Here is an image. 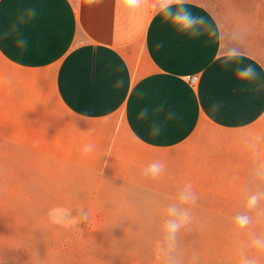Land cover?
Returning <instances> with one entry per match:
<instances>
[{
  "label": "crops",
  "instance_id": "0c3cea01",
  "mask_svg": "<svg viewBox=\"0 0 264 264\" xmlns=\"http://www.w3.org/2000/svg\"><path fill=\"white\" fill-rule=\"evenodd\" d=\"M187 8L205 18L195 36L150 5L0 0V163L39 192L117 195L149 225L187 211L199 264H264V0ZM154 161L164 171L146 177Z\"/></svg>",
  "mask_w": 264,
  "mask_h": 264
},
{
  "label": "rangeland",
  "instance_id": "374dc122",
  "mask_svg": "<svg viewBox=\"0 0 264 264\" xmlns=\"http://www.w3.org/2000/svg\"><path fill=\"white\" fill-rule=\"evenodd\" d=\"M202 1L217 15L229 5ZM5 165L0 163V264H199L198 242L187 240L182 228L172 244L165 226L118 209L117 195L98 194L91 202L88 195L39 192L23 185L27 179L7 177Z\"/></svg>",
  "mask_w": 264,
  "mask_h": 264
},
{
  "label": "clouds",
  "instance_id": "9594fccd",
  "mask_svg": "<svg viewBox=\"0 0 264 264\" xmlns=\"http://www.w3.org/2000/svg\"><path fill=\"white\" fill-rule=\"evenodd\" d=\"M191 0H116V5L118 8L123 7L129 11L137 10L142 7L149 6L154 14L160 15L163 20L173 26L176 30L184 33H188L192 36L196 35L195 29L205 23V18L193 14L188 8L187 5ZM36 15L35 9H28L21 17L18 18L17 23L24 22L25 18L31 19ZM12 31H15V26H13ZM8 33H5V38H7ZM27 41L20 39L17 41L18 47H24ZM232 55H236L239 49H230ZM237 78L239 79H249L255 76L254 68L249 65L245 68L239 69L236 72ZM122 81H117L116 86H122ZM146 111H142L139 114V118H144L146 116ZM161 132L160 125H154L151 129L152 136H158ZM91 147L85 149V151H90ZM164 171V165L161 162L154 161L151 165L144 169V175L146 177H156L159 176ZM182 199L186 200L187 197L182 195ZM257 203V198L252 197L249 201V207L254 206ZM170 216L175 217L177 214V209L175 206L169 208ZM190 217L187 211L180 213L179 220L169 219L166 222V238L167 240L175 244L176 236L183 224H186L189 221ZM237 222L241 227H244L248 220L245 217H238ZM259 248L264 249V241H257ZM245 264H252L251 261H246Z\"/></svg>",
  "mask_w": 264,
  "mask_h": 264
},
{
  "label": "built area",
  "instance_id": "2783aa9c",
  "mask_svg": "<svg viewBox=\"0 0 264 264\" xmlns=\"http://www.w3.org/2000/svg\"><path fill=\"white\" fill-rule=\"evenodd\" d=\"M188 81H189L190 85H192V86L196 85V83H197V76H190V77H188Z\"/></svg>",
  "mask_w": 264,
  "mask_h": 264
}]
</instances>
